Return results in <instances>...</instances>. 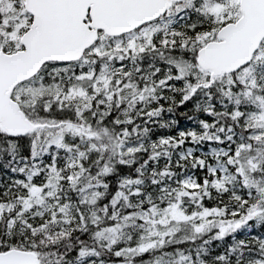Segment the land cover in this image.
Returning <instances> with one entry per match:
<instances>
[{"label":"snow or ice","instance_id":"snow-or-ice-1","mask_svg":"<svg viewBox=\"0 0 264 264\" xmlns=\"http://www.w3.org/2000/svg\"><path fill=\"white\" fill-rule=\"evenodd\" d=\"M0 264H264V0H0Z\"/></svg>","mask_w":264,"mask_h":264}]
</instances>
